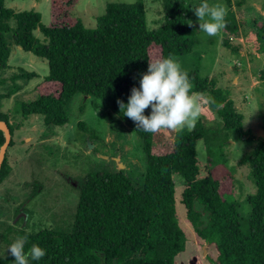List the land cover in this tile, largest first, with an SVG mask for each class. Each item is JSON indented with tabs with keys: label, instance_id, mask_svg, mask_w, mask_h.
<instances>
[{
	"label": "trees",
	"instance_id": "1",
	"mask_svg": "<svg viewBox=\"0 0 264 264\" xmlns=\"http://www.w3.org/2000/svg\"><path fill=\"white\" fill-rule=\"evenodd\" d=\"M159 1L164 25L151 32L144 0L108 4L97 28L72 21L71 13L78 0H51L50 27L43 25L38 12H17L6 6V0H0V68H9L12 45L48 62L49 75L35 88L36 100L24 105V119L40 115L48 128L64 126L68 123L66 108L77 94L115 105L117 100L127 103L131 89L139 87L149 60L191 54L196 45L195 26L186 10L188 4L196 5L201 0ZM216 1L219 0H208ZM222 1L231 8L232 0ZM236 1L238 6L245 4V0ZM12 21L15 28L11 27ZM249 26L259 39H264V18L259 14L252 23H241L229 11L223 30L236 34ZM36 31L44 36V42L35 37ZM231 41L225 36L222 47L237 54L239 50ZM187 74L191 92L198 97L201 116L192 130L161 129L151 134L136 129L147 158L141 187L134 185L123 170L97 172L79 183L70 232L8 228L10 234L27 237L25 250L33 244L45 249V257L32 264H179L180 256L190 246L202 250L205 244L214 249L212 264H264V137L256 139L245 130L244 116L229 94L217 88L214 80L202 77L199 66ZM37 77L21 70L12 80ZM4 82L0 79V86ZM18 91L16 88L6 96ZM122 119L133 123L123 115ZM0 121L8 123L13 135L7 116L0 114ZM231 134L249 145L257 142L240 162L249 167L256 188L248 198L251 211L247 221L241 215L240 203L229 199L234 173L222 161ZM198 142L207 144L213 165L210 169L198 156ZM4 143V133L0 131V150ZM13 143L12 140L10 147ZM10 171L6 153L0 187ZM176 176L185 181L179 200L195 239L182 226L177 211ZM5 240L10 244L6 237ZM0 264H14V257H0Z\"/></svg>",
	"mask_w": 264,
	"mask_h": 264
},
{
	"label": "rangeland",
	"instance_id": "2",
	"mask_svg": "<svg viewBox=\"0 0 264 264\" xmlns=\"http://www.w3.org/2000/svg\"><path fill=\"white\" fill-rule=\"evenodd\" d=\"M136 1L78 0L71 13L72 21L79 20L87 28H97L108 4H134ZM144 1L147 28L156 31L164 25L162 2ZM212 3H222L226 16L231 11L241 23H252L258 14L264 18L263 0H245L242 6L232 0L230 9L222 0ZM196 5L188 4L186 10L195 26V49L175 60L186 73L199 66L202 77L214 80L217 88L229 94L237 111L244 116L245 130L256 139L264 137V39H259L251 26L236 34L221 30L216 37H205L198 29V18L192 9ZM6 6L17 12L34 10L41 15L43 25L50 27L52 24L51 0H6ZM11 27H16L15 21L11 22ZM225 36L231 38V45L239 50L237 54L222 47ZM35 37L44 42L40 31L35 32ZM10 49L9 68H0V79L5 80L0 86V114L7 116L14 142L7 150L10 175L0 187V257L9 256L8 246L19 238L16 232L8 233L9 227L18 231L70 232L79 199V183L87 176L123 170L134 185L141 187L147 166L135 123H125L119 105L109 101L77 94L66 108L68 123L60 127H46L44 117L40 115L24 119L23 107L36 100L34 90L49 75V67L45 59L18 46L12 45ZM21 70L38 77L13 81L12 77L20 75ZM16 88L19 89L16 94L6 96ZM194 99L198 103V97ZM149 112L150 108L145 115ZM200 116L199 112L195 123ZM256 146L257 142L249 145L235 140L231 134L222 158L234 173V188L229 199L240 203L245 221L251 211L248 198L255 194L256 188L250 179L249 167L240 162ZM197 152L202 163L212 168L205 142H198ZM175 182L181 224L195 239L193 229L186 221V209L179 200L185 181L176 176ZM213 259L215 253L210 245H203L202 250L190 246L180 256L179 264H212Z\"/></svg>",
	"mask_w": 264,
	"mask_h": 264
},
{
	"label": "clouds",
	"instance_id": "3",
	"mask_svg": "<svg viewBox=\"0 0 264 264\" xmlns=\"http://www.w3.org/2000/svg\"><path fill=\"white\" fill-rule=\"evenodd\" d=\"M192 9L198 18V29L205 37H216L225 27L227 12L222 3L210 4L208 0H201ZM191 87L188 74L174 58L149 60L147 71L139 79V87L131 89L127 103L120 100L117 103L121 114L145 133L154 134L161 129H191L200 112ZM148 108L150 112L145 115ZM26 239L22 236L7 248V253L14 257V264H32L46 255L45 249L36 244L25 250Z\"/></svg>",
	"mask_w": 264,
	"mask_h": 264
},
{
	"label": "water",
	"instance_id": "4",
	"mask_svg": "<svg viewBox=\"0 0 264 264\" xmlns=\"http://www.w3.org/2000/svg\"><path fill=\"white\" fill-rule=\"evenodd\" d=\"M0 131H2L4 133V137H5V143L3 144V146L0 150V171H1L3 162L6 158V153H7L8 147L10 146V143L12 141V133H11V129H10L8 123L5 121H0Z\"/></svg>",
	"mask_w": 264,
	"mask_h": 264
}]
</instances>
